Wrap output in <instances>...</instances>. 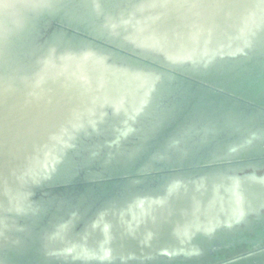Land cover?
I'll return each instance as SVG.
<instances>
[{"label": "bare ground", "instance_id": "obj_1", "mask_svg": "<svg viewBox=\"0 0 264 264\" xmlns=\"http://www.w3.org/2000/svg\"><path fill=\"white\" fill-rule=\"evenodd\" d=\"M257 56L264 0H0V264H264L231 239L264 220L261 113L197 110L176 75L254 95Z\"/></svg>", "mask_w": 264, "mask_h": 264}, {"label": "water", "instance_id": "obj_2", "mask_svg": "<svg viewBox=\"0 0 264 264\" xmlns=\"http://www.w3.org/2000/svg\"><path fill=\"white\" fill-rule=\"evenodd\" d=\"M247 54H248L247 52H243L242 56L232 55L233 57H224L222 55L220 57V61L222 60L237 61V60H240L242 57H243L242 58L243 60H246L248 57ZM203 64L204 66L207 65V63H203ZM166 70L173 72L171 67H167ZM239 70H237V72ZM174 73L176 74V72ZM176 75L181 77L179 78L181 84L179 83L178 88H177L179 95L180 94L181 96L185 95L186 90L184 88L187 85V90H189L188 91L189 94L187 97H189V102H191V104L195 106L197 110H201L202 108H212L213 106H215L217 110H222V112L223 111L225 112L226 108L225 107L224 109L222 108L224 106V103H231L230 106H237V107L240 106V108L243 109L248 116L261 113L262 115L261 114H260L261 116L259 115L261 119L260 123L261 125H264V57L263 56L260 58L259 56H257L255 60L252 62V64L249 67L242 69L240 74L238 76H234L235 79L234 81H232V84L238 81H241V82L244 81V83L246 84H251L252 82L250 81L258 78L259 80L256 83L252 84V85H258L257 87L259 89L258 90L259 93L257 92L258 94H254V95L246 91H243L238 94L228 93V91L221 88L220 85L216 86L217 84L215 83L212 85H209L205 82L203 83L201 81L188 78L184 74L177 73ZM161 80H162L161 77H159L157 83L160 82ZM194 93H202L204 97H202V95L198 96ZM263 159L264 157L262 158L253 157V160H256V162L259 160H263ZM141 163L142 161H137L131 164V166L127 167V169L125 170L127 174H119V173H115V174L112 173V174H107V175L105 174L103 175L104 178H101L99 180H93V181H87L84 178H81V176H78L74 179L75 182H71V180H68L69 181L68 183L52 186L51 189H61L62 188L61 192L67 191L69 194L70 192L71 194L72 193L78 194V192L85 191L86 188H89V187L92 188L93 191L98 190V187L100 186H104L106 188L107 187L115 188L119 184L124 182L121 180H126L129 178L137 177L138 176L137 170L139 169V167H141L139 166ZM163 171H164L163 172L164 174H167L168 172H170L169 169H166V168ZM157 174L158 173L155 172V175ZM63 188H66L67 190H64ZM257 225L258 226L255 227L253 236L231 237V239H233L234 242H240V243L245 242L246 243L247 241L249 242L248 244H251L250 246H247L249 248L248 251H246V253L242 255H248L253 252H258V251H260L261 253L262 252L261 250L264 249V245H263L264 238H261L262 236L261 234L264 233V220H262ZM230 241H228L230 242L229 245L233 246L234 242L232 240ZM223 244H227V241H221V242L214 241L211 245H215L214 248H216L217 246L223 245ZM230 251H232V249ZM30 252L31 251H28L26 256L23 259L18 260L20 264H36L37 263L36 256ZM12 257H13V253L11 252L9 254V259H11ZM219 258L220 257L218 255L215 256V264H219L221 262L226 261V260L220 261ZM254 264H257V263H254Z\"/></svg>", "mask_w": 264, "mask_h": 264}]
</instances>
